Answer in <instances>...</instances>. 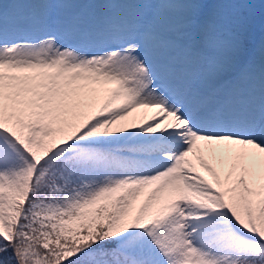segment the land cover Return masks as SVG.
Masks as SVG:
<instances>
[{"label": "snow or ice", "instance_id": "1", "mask_svg": "<svg viewBox=\"0 0 264 264\" xmlns=\"http://www.w3.org/2000/svg\"><path fill=\"white\" fill-rule=\"evenodd\" d=\"M0 264H264V0H0Z\"/></svg>", "mask_w": 264, "mask_h": 264}, {"label": "rangeland", "instance_id": "2", "mask_svg": "<svg viewBox=\"0 0 264 264\" xmlns=\"http://www.w3.org/2000/svg\"><path fill=\"white\" fill-rule=\"evenodd\" d=\"M10 2V0H9ZM10 5H5V7H9ZM115 7H122V8H147L149 5H116ZM257 18H259V9L256 10ZM136 118V114H133V117H129V120Z\"/></svg>", "mask_w": 264, "mask_h": 264}, {"label": "bare ground", "instance_id": "3", "mask_svg": "<svg viewBox=\"0 0 264 264\" xmlns=\"http://www.w3.org/2000/svg\"><path fill=\"white\" fill-rule=\"evenodd\" d=\"M239 87H240L241 90H245V89H247L248 85L245 82H241L239 84Z\"/></svg>", "mask_w": 264, "mask_h": 264}]
</instances>
